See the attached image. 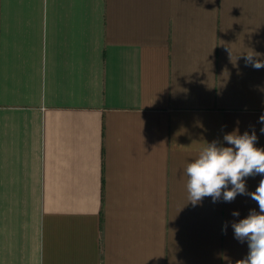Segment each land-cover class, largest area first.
Here are the masks:
<instances>
[{"label":"crops","instance_id":"crops-1","mask_svg":"<svg viewBox=\"0 0 264 264\" xmlns=\"http://www.w3.org/2000/svg\"><path fill=\"white\" fill-rule=\"evenodd\" d=\"M252 50L264 0H0V264L244 259L257 202L193 206L183 172L236 129L264 148Z\"/></svg>","mask_w":264,"mask_h":264},{"label":"clouds","instance_id":"clouds-1","mask_svg":"<svg viewBox=\"0 0 264 264\" xmlns=\"http://www.w3.org/2000/svg\"><path fill=\"white\" fill-rule=\"evenodd\" d=\"M260 57L261 54L253 50L246 53V66L264 68V59ZM259 121L264 123V114ZM261 132L264 133V128H261ZM257 139L254 130L251 134L247 131L239 134L238 129L226 133L223 140L230 146L218 141L206 142L183 172L187 201L193 206L205 197H211L214 203L221 197L225 202H232L238 194L249 195L257 202L259 212L251 210L246 218L232 223L235 238L240 242L246 240L249 248L247 256L236 261V264H264V179L260 180L254 192H247L245 184L246 177L257 174L264 176V148L256 147ZM232 214L239 216L237 211ZM226 229L227 224L222 230Z\"/></svg>","mask_w":264,"mask_h":264}]
</instances>
